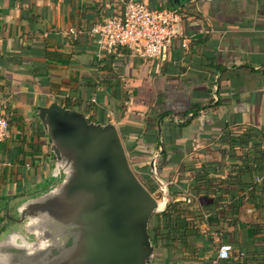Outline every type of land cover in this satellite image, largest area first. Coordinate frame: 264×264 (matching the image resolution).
Here are the masks:
<instances>
[{
    "label": "crops",
    "instance_id": "0c3cea01",
    "mask_svg": "<svg viewBox=\"0 0 264 264\" xmlns=\"http://www.w3.org/2000/svg\"><path fill=\"white\" fill-rule=\"evenodd\" d=\"M123 1L0 0L9 123L0 196L56 181L34 108L57 101L112 122L143 185L158 195V177L168 183L166 205L196 209V243L179 255L157 248L153 264H264V179L255 180L264 172V0H140L179 7L182 36L154 58L127 48L98 56L90 30ZM222 243L232 246L224 260L216 258Z\"/></svg>",
    "mask_w": 264,
    "mask_h": 264
},
{
    "label": "water",
    "instance_id": "95a60500",
    "mask_svg": "<svg viewBox=\"0 0 264 264\" xmlns=\"http://www.w3.org/2000/svg\"><path fill=\"white\" fill-rule=\"evenodd\" d=\"M34 114L57 179L37 196H15L16 216L0 224V264H152L149 222L164 209L131 168L115 125L57 101Z\"/></svg>",
    "mask_w": 264,
    "mask_h": 264
},
{
    "label": "built area",
    "instance_id": "2783aa9c",
    "mask_svg": "<svg viewBox=\"0 0 264 264\" xmlns=\"http://www.w3.org/2000/svg\"><path fill=\"white\" fill-rule=\"evenodd\" d=\"M180 15L179 7L172 8H149L146 3L140 0H125L122 7L111 16L105 18L101 23L93 26L91 33L96 35L98 56L114 52L118 48L138 50L142 56L154 58L159 56L174 38L181 37L177 24ZM70 34L75 37L79 31L69 29ZM188 45V38L185 36L182 46ZM2 101L0 98V146L8 137L9 123L1 113ZM182 117H175L181 120ZM8 166V161H3ZM264 179L262 175L255 177L256 181ZM158 195H153L166 207L165 196L168 193V183L155 178ZM232 251L229 243H222L216 250V258L228 259Z\"/></svg>",
    "mask_w": 264,
    "mask_h": 264
},
{
    "label": "trees",
    "instance_id": "16d2710c",
    "mask_svg": "<svg viewBox=\"0 0 264 264\" xmlns=\"http://www.w3.org/2000/svg\"><path fill=\"white\" fill-rule=\"evenodd\" d=\"M194 216L196 209L190 204L181 200L168 202L165 209L155 213L149 222V234L155 249L179 255L183 249L195 244L201 230ZM211 221L212 218H209V222ZM210 242L212 239L202 241L206 245L203 247L207 248L206 243Z\"/></svg>",
    "mask_w": 264,
    "mask_h": 264
},
{
    "label": "rangeland",
    "instance_id": "374dc122",
    "mask_svg": "<svg viewBox=\"0 0 264 264\" xmlns=\"http://www.w3.org/2000/svg\"><path fill=\"white\" fill-rule=\"evenodd\" d=\"M55 181V180H54ZM53 181V182H54ZM52 182V183H53ZM50 184H44L43 187L40 188L39 191H36V192H32V193H28V194H25L24 198H27V197H33V196H37L39 195L40 193H43L45 191L48 190ZM13 190V188H12ZM31 194V195H30ZM154 194V193H153ZM29 195V196H28ZM15 191H11V192H7L6 196L3 195V196H0V208H6V210L8 211H5V214L3 215V218L6 219L7 221H10L11 222V218H14V216H16V209H15V206L14 203H16L17 201H15ZM19 198V197H18ZM17 198V199H18ZM23 198V199H24ZM22 200H19V202H21ZM18 203V202H17Z\"/></svg>",
    "mask_w": 264,
    "mask_h": 264
},
{
    "label": "bare ground",
    "instance_id": "6f19581e",
    "mask_svg": "<svg viewBox=\"0 0 264 264\" xmlns=\"http://www.w3.org/2000/svg\"><path fill=\"white\" fill-rule=\"evenodd\" d=\"M160 205H162V204H160Z\"/></svg>",
    "mask_w": 264,
    "mask_h": 264
}]
</instances>
